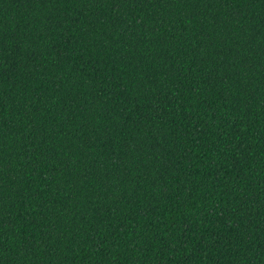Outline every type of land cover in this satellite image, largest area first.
Masks as SVG:
<instances>
[{
	"label": "trees",
	"instance_id": "1",
	"mask_svg": "<svg viewBox=\"0 0 264 264\" xmlns=\"http://www.w3.org/2000/svg\"><path fill=\"white\" fill-rule=\"evenodd\" d=\"M0 264H264V0H0Z\"/></svg>",
	"mask_w": 264,
	"mask_h": 264
}]
</instances>
